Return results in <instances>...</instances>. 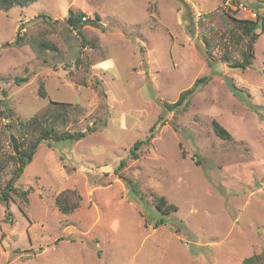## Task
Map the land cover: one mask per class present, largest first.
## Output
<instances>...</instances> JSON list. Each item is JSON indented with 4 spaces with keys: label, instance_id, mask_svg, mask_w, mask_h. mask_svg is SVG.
<instances>
[{
    "label": "rangeland",
    "instance_id": "obj_1",
    "mask_svg": "<svg viewBox=\"0 0 264 264\" xmlns=\"http://www.w3.org/2000/svg\"><path fill=\"white\" fill-rule=\"evenodd\" d=\"M243 2L251 11L264 6ZM69 8L100 16L102 26L81 30L97 45L82 47L65 23ZM227 13L250 18L221 0H36L0 10V109L22 120L45 114L58 132L93 123L78 140L41 143L14 191L5 186L15 165L0 174V264H240L264 249V32L256 29L252 63L229 67L224 55L235 62L241 56L236 40H228ZM17 33L27 43L43 35L58 50L15 45ZM51 65L89 87L75 95L56 85L46 73ZM200 76L210 79L185 111L165 107ZM159 118L164 123L151 144L130 157ZM213 120L230 139L215 134ZM7 122L0 116V146L10 153ZM105 123L114 132L109 139ZM66 187L82 200L62 214L54 198ZM154 195L177 209L162 214ZM160 217L164 223L155 227Z\"/></svg>",
    "mask_w": 264,
    "mask_h": 264
},
{
    "label": "trees",
    "instance_id": "obj_2",
    "mask_svg": "<svg viewBox=\"0 0 264 264\" xmlns=\"http://www.w3.org/2000/svg\"><path fill=\"white\" fill-rule=\"evenodd\" d=\"M34 1L36 0H0V10L8 11L10 8L18 5L24 7ZM231 12H235V11H231ZM232 14L227 13L229 19V28L227 30L229 34L228 40L235 39L236 42L239 44L241 59L239 60L240 62L231 61V58L233 57L226 54L222 57V60L223 62H226L229 67L243 68L244 66L250 65L252 63L253 43L258 34L256 32V29L260 27L261 32H264V10L258 12L255 19L236 18ZM83 16H85V14L81 10L69 8L67 15L65 16V23L71 29L75 30L77 34L81 35L82 47L86 46L87 44L91 46H95L94 41H89L84 36V34L81 33V30H82V26L85 24H92V25L94 24V25L102 26L100 23V16L94 15L93 18H86L85 20L82 19ZM202 40L205 46H211L212 49L213 46L209 37L203 36ZM13 43L15 45L22 46L26 44L27 41L17 33ZM27 44H29V46L34 50L38 49V51L58 50L57 45L50 40H46V38H44L43 35L31 36ZM227 45L229 46V44ZM225 46L226 45H224L223 47ZM205 54H206V59L209 60V57L211 56V50H208V48H206ZM74 63H76V65L80 64L81 57L80 56L76 57ZM209 79H210L209 76L197 77L190 87L185 88L179 93L177 99L174 102H163V104L165 105V107H167L170 110L179 106L181 111H185L189 106L191 97L194 95L197 89L200 86L204 85ZM24 80H26V78H20V81H24ZM16 82L18 83L17 80ZM83 83H85V80H83ZM2 92L4 93L5 96L6 91L2 90ZM38 94L41 97L46 96L45 92L42 90L41 85L39 86ZM50 103L54 105H59V107H65L66 105L71 104V103L56 102V101H51ZM62 111L64 113L65 109L63 108ZM0 116L5 119H8V122L6 124L7 131H9L8 129H10L14 133V135L18 138L17 154H15L13 150L10 153L6 152L5 150H3L4 146H0V174L3 172L5 167L10 162L15 165L14 169L12 170V176L5 186L7 193L9 191H14L13 183L21 175V173L24 170V167L32 160L33 154L35 153L37 147L41 143H47L48 145H50L49 143L50 138L53 139L69 138L73 140H78L86 136L88 132L93 130L91 126H88L86 130L58 132L56 130L57 127L55 128V125L53 123L50 124L47 123L48 120L47 118H45V114L37 113L33 117L27 120H22L19 117H14V114L10 108L0 109ZM13 118H16V124H17V128L15 129V131L12 128ZM66 122L67 121H63V125H65ZM163 123L164 122H162V118H159L149 127L148 133L143 139H138L132 144V146L129 149L130 157H132L133 159L138 158L141 147L151 144L150 141L154 137L158 126H160ZM212 127L215 134L218 135L219 137L223 139L231 138V135L227 131V129H225L222 125H220L216 120L212 121ZM8 137L9 134L7 136V140ZM8 144L10 143L8 142ZM122 164H124L123 160L119 162L118 167H121ZM7 193H3L5 199L8 196ZM22 194L25 195L26 192H22ZM81 200H82V196L79 193V191H77V189L66 187L61 189L59 192L55 194L54 203L60 213L68 214L73 212L80 206ZM152 200L154 202V206L156 207V209L160 211L162 214L163 213L166 214L167 212H172L173 210L177 209V207L174 204L168 203L165 197L163 196L154 195ZM163 223H164V219L163 217H160L154 225L156 227L158 225L159 226L162 225ZM39 249H41V247H39ZM240 264H264V249L261 252L253 253L249 256L244 257Z\"/></svg>",
    "mask_w": 264,
    "mask_h": 264
},
{
    "label": "crops",
    "instance_id": "obj_3",
    "mask_svg": "<svg viewBox=\"0 0 264 264\" xmlns=\"http://www.w3.org/2000/svg\"><path fill=\"white\" fill-rule=\"evenodd\" d=\"M243 1V0H242ZM262 10H264V6H260V5H258V7H256V12L258 13V12H260V11H262ZM83 12V11H82ZM84 13H85V11H84ZM85 16L87 17V18H91L90 16H88V15H86L85 14ZM250 18H252L251 16H250ZM254 19V18H253ZM88 25H92V24H88ZM94 25V24H93ZM92 25V26H93ZM84 26V25H83ZM82 26V27H83ZM125 36H127L126 34H124ZM85 36V35H84ZM86 37V36H85ZM87 38V37H86ZM96 44V43H95ZM87 45H89V44H87ZM86 45V46H87ZM97 45V44H96ZM86 46H84V47H86ZM91 46V45H90ZM83 47V48H84ZM91 47H93V46H91ZM102 58V57H101ZM97 63V62H96ZM96 63L94 64V66H95V68L96 69H98V71H99V67L97 66L96 67ZM48 70L49 69H51V70H49L48 72H46L47 74H50V75H53L52 77H51V79H54L55 80V83H56V85H64V84H67V85H69L72 89H73V91H74V94L75 95H80V93H81V89H83V88H88L89 86H87L86 84H87V82H85V83H82V84H80V83H78V82H75V81H73L70 77H69V75H68V77H66V76H64V73H62V71H61V69H60V67H59V69H55V68H53L52 67V65L50 66V67H48L47 68ZM43 71H45V69L44 70H42L41 72H43ZM100 72V71H99ZM37 74V73H36ZM104 72H102L101 73V75H103L104 76ZM40 75H44L43 73H40ZM104 83H102V85H103ZM104 93L106 94V98H111V99H113V97H112V90L110 89V88H108L107 89V91H104ZM112 101V100H111ZM112 102H114V101H112ZM131 113H132V111H131ZM143 113V111L141 110V111H137V112H135L134 114H132V115H141ZM129 124H131L130 126H134L135 125V127L136 126H138V123L136 122V120H132V122H130ZM93 123H90L89 124V126H91L92 128H93ZM108 123H105L104 124V127H103V130H102V133H104V135H105V137L107 138V139H109V138H111V136H112V134L114 133L113 132V130H111V129H109V127H108ZM80 130H82V129H80ZM86 130V129H85ZM76 170H78V169H76ZM66 171V170H65Z\"/></svg>",
    "mask_w": 264,
    "mask_h": 264
},
{
    "label": "built area",
    "instance_id": "obj_4",
    "mask_svg": "<svg viewBox=\"0 0 264 264\" xmlns=\"http://www.w3.org/2000/svg\"><path fill=\"white\" fill-rule=\"evenodd\" d=\"M221 5L224 9L227 10L245 11L254 19L257 16V12L249 10L246 4L242 0H221ZM86 18H87L86 16L82 17L83 20H85Z\"/></svg>",
    "mask_w": 264,
    "mask_h": 264
},
{
    "label": "water",
    "instance_id": "obj_5",
    "mask_svg": "<svg viewBox=\"0 0 264 264\" xmlns=\"http://www.w3.org/2000/svg\"><path fill=\"white\" fill-rule=\"evenodd\" d=\"M9 142L11 143L12 149L15 154L18 153V138L14 133L9 129Z\"/></svg>",
    "mask_w": 264,
    "mask_h": 264
}]
</instances>
